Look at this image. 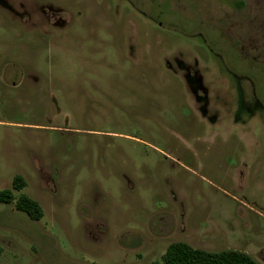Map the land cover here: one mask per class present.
<instances>
[{
	"label": "rangeland",
	"instance_id": "1",
	"mask_svg": "<svg viewBox=\"0 0 264 264\" xmlns=\"http://www.w3.org/2000/svg\"><path fill=\"white\" fill-rule=\"evenodd\" d=\"M16 174L42 216L0 204V264H264V0H0Z\"/></svg>",
	"mask_w": 264,
	"mask_h": 264
},
{
	"label": "trees",
	"instance_id": "2",
	"mask_svg": "<svg viewBox=\"0 0 264 264\" xmlns=\"http://www.w3.org/2000/svg\"><path fill=\"white\" fill-rule=\"evenodd\" d=\"M25 186L23 177H12L10 187L0 189V204H12L16 211L30 220H39L42 210L36 200L20 190ZM14 192H18L17 195ZM1 251V247H0ZM163 264H259L251 255L236 249L208 251L190 246L184 241L170 242L161 255Z\"/></svg>",
	"mask_w": 264,
	"mask_h": 264
}]
</instances>
